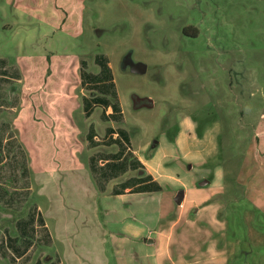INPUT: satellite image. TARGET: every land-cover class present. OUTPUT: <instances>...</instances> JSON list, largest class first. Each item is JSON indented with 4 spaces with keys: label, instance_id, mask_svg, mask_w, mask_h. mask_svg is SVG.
<instances>
[{
    "label": "rangeland",
    "instance_id": "1",
    "mask_svg": "<svg viewBox=\"0 0 264 264\" xmlns=\"http://www.w3.org/2000/svg\"><path fill=\"white\" fill-rule=\"evenodd\" d=\"M1 150L7 192L82 173L115 264H151L149 241L210 204L240 234L228 264H264V202L236 183L264 178V0H0Z\"/></svg>",
    "mask_w": 264,
    "mask_h": 264
},
{
    "label": "crops",
    "instance_id": "2",
    "mask_svg": "<svg viewBox=\"0 0 264 264\" xmlns=\"http://www.w3.org/2000/svg\"><path fill=\"white\" fill-rule=\"evenodd\" d=\"M2 152L0 264H115V260H109L105 254L104 246L109 244V232L103 224L99 204L92 203L93 193L80 192L83 189L81 186L85 187L82 173L73 183L78 185L77 190L71 193L50 192L57 181H65L63 188L66 187L70 175L65 172L41 176L32 174L30 189L36 190L39 181L41 184L45 182V188L38 193L7 192L4 184L8 178L13 179L16 175H3L1 167L10 170L14 167L9 163L11 157ZM236 183L241 185L245 197L254 200L255 205L264 202V178L257 181L243 178ZM197 191L201 190H193L195 198L192 203L199 200L198 196L201 199L202 194L199 195ZM204 201L210 202L207 197ZM210 206L198 210L190 220L189 229L179 226L181 228L178 231L176 228L174 236V230L168 233L167 230L159 231L154 244L151 245L149 241L144 260H150L151 264H170V260H183L181 264H202V260H208L209 264H228L229 257L236 256V250L242 244L240 234L230 241L225 235L227 225L221 221L222 209L218 205ZM257 206L264 212V204ZM183 216L180 215V220ZM210 220L211 223L208 222ZM203 221L208 222V226L199 228ZM258 240L259 236L252 234V241L258 243Z\"/></svg>",
    "mask_w": 264,
    "mask_h": 264
},
{
    "label": "water",
    "instance_id": "3",
    "mask_svg": "<svg viewBox=\"0 0 264 264\" xmlns=\"http://www.w3.org/2000/svg\"><path fill=\"white\" fill-rule=\"evenodd\" d=\"M123 67L124 68H127V67H131V71L133 73H137V74H146L147 72V66L143 63H135L133 60H132V55L129 54L125 57L124 59V62H123ZM159 142L158 141H155L154 144H153V147H156L158 146ZM209 184V181L206 180L204 182L201 183V186H206Z\"/></svg>",
    "mask_w": 264,
    "mask_h": 264
}]
</instances>
